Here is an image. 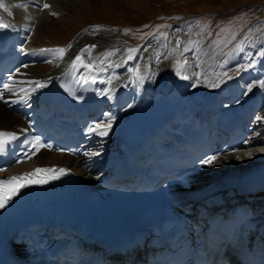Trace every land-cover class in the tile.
<instances>
[{"label":"bare ground","instance_id":"6f19581e","mask_svg":"<svg viewBox=\"0 0 264 264\" xmlns=\"http://www.w3.org/2000/svg\"><path fill=\"white\" fill-rule=\"evenodd\" d=\"M62 2L63 0H0V3L4 5L3 8H0V19L6 25H10L17 37L25 40L29 50L27 54L28 62L14 75L11 84L14 91L7 92L4 98L8 103L0 100V129L11 130L25 126L24 115L27 112L30 113L44 97H47L48 92L51 90V78L69 67L71 61L81 49L89 45L97 46L96 41L88 39L87 42L85 38L78 44H74L67 57L62 60L61 65L49 75L38 77L30 73L31 69H37L36 67L41 64V61L47 60L48 55L49 57L53 56V54L41 53L40 49H34L33 43L38 34V25L44 22L48 13H53L59 9ZM44 4H48L50 7L44 9ZM17 5H24V7H17ZM9 12H11V15H9ZM112 43L115 42L108 41L102 47L96 49L95 52L91 51L90 54L85 55L84 63L95 65L94 70L90 71L79 64L75 67L80 78H95L98 113L104 120L102 125L107 122L109 115L112 117L111 130L108 131L106 136L99 135V129L92 134L93 139L100 137L107 139V143L101 144L99 148L96 146L91 147L86 153L89 156L83 158L43 151L34 161L22 165L24 170L45 163H58L66 164L84 176L91 177L90 171H86L85 167L96 170L108 166L110 161H113V154L119 149L117 140L132 125L139 111L145 107V97L155 92L171 93L178 91L180 94L186 95L198 112L213 121L220 129L235 121L245 122L252 128L254 122L257 121L260 115L258 111L262 102V91L264 90L261 86V82H264V58L258 60L256 57L253 59L251 63H248L249 67L246 70L242 62L231 61V66L225 68L224 72L217 71L214 75L209 76L201 74V79L191 81V75L197 74L196 71L194 72L195 65L192 62V56L194 57L196 54L195 51H190L192 54L189 55L186 54L188 51H184L182 45L179 46L178 51L170 48L168 52H162V55L165 56L163 62L157 63L156 55L159 51V45L153 42L143 50L134 62L129 63L127 67H124V65L123 69V67L119 68L117 66L118 54L116 50L112 49V45H115ZM108 52L114 54L105 58V54ZM178 59L188 62L187 65L183 66V72L189 76V79H181L177 75L176 62ZM234 63L236 69L233 70ZM238 69L239 71H237ZM225 72L232 78L224 77L223 73ZM137 76L143 77L142 82L137 81ZM119 77H123L122 80L116 81ZM221 79L224 82L220 83L219 87L211 86L213 81L218 82ZM33 80L44 82L47 86L36 89L34 85L24 83ZM250 87L251 91H248ZM21 88L31 90L30 98L25 97L24 93L20 92ZM18 92L20 95L16 94ZM24 99H27V103L23 102ZM107 110L108 113H106ZM109 138L110 140H108ZM257 153L260 154V152ZM237 156L240 157L239 160L236 159ZM244 157L245 153L243 152H233L217 156L216 162L228 169L238 166L244 160ZM213 175L215 177L223 176L219 172H214Z\"/></svg>","mask_w":264,"mask_h":264},{"label":"rangeland","instance_id":"374dc122","mask_svg":"<svg viewBox=\"0 0 264 264\" xmlns=\"http://www.w3.org/2000/svg\"><path fill=\"white\" fill-rule=\"evenodd\" d=\"M53 13H48L44 22L38 25V34L33 43L35 47H39L38 49L68 48L69 45L74 47V44L86 38L87 42L88 39L96 41L97 46L93 50L95 52L108 41H113L115 43L112 44L115 45H112V49L118 54L119 68L124 65L127 67L129 63L134 62L153 42L159 45L156 62H163L165 56L162 52H168L170 48H174V51L179 50L176 44L179 38L183 48L191 47L190 51L196 52V56H192V62L195 65L194 72L199 75H191V81L201 79L202 75L209 76L217 71L224 72L225 68L231 66V61L248 65L256 57L258 60L264 58V0H81L77 2L63 0L59 9ZM197 20L200 22L199 25L194 23ZM97 27L100 30L93 31ZM157 29H159L157 34L143 41ZM221 29L229 31L221 32ZM164 36L167 39H164ZM233 36L235 39H232ZM189 40L193 41V45H188ZM141 41L143 43H140ZM217 41L231 42L217 45ZM237 44L243 45L244 52L237 51ZM128 49H138L131 53L134 57L131 60L127 59ZM190 51H186V54L191 55ZM47 57L52 63H48L49 60L43 61L36 67L37 69H31L30 73L45 77L62 63L58 54ZM245 62L247 64H244ZM232 67L233 70L236 69L235 63ZM122 78L119 77L116 81H121ZM200 93L202 94L201 91ZM262 93L264 94V90ZM262 96L261 113L258 111L260 115L253 133L254 144L243 151V153L251 152V157L245 155L238 166L228 169L218 162L215 163L211 167L214 170L212 175L208 173L203 178L205 183L227 177L228 172L240 170L243 165L264 162V153L258 154L255 151L256 148L264 147V97ZM101 142V144L107 143L105 140ZM214 172H219L223 176L215 177Z\"/></svg>","mask_w":264,"mask_h":264},{"label":"snow or ice","instance_id":"6c2138e0","mask_svg":"<svg viewBox=\"0 0 264 264\" xmlns=\"http://www.w3.org/2000/svg\"><path fill=\"white\" fill-rule=\"evenodd\" d=\"M4 5L2 3H0V8H3ZM17 7H24V5H17ZM50 6L48 4H44L43 8L47 9ZM9 15H11V12H9ZM53 15H55V13H53ZM195 24L199 25V21H195ZM10 27V25H6L4 24L2 21H0V29L3 28H7ZM100 29L94 28L93 31H99ZM157 31H159V29H157ZM229 31L228 29H221V32H226ZM164 39H167L166 36L163 37ZM232 39H235V36L232 37ZM231 41H217V45H220L221 43H230ZM181 41L177 40L176 44L177 47L179 48V46L181 45ZM188 45L191 46L193 45V41L189 40L188 41ZM71 45L68 46V48H54V49H40L39 51L41 53H49V54H58V58L60 60L64 59V56L66 55V53L71 49ZM95 45H89L83 49H81V51L75 55V58L71 61L72 67L75 68L77 66V64H79L81 67L84 68H88L90 71L94 70L95 65L91 64V63H84V57L86 54H90L91 51H93L95 49ZM236 49L239 52H244V47L242 44H237L236 45ZM191 47H185L184 51H190ZM23 51V49H22ZM138 51V49H128L129 55L127 57V59L131 60L134 57L131 55V53ZM114 53L113 52H108L105 54V58L112 56ZM48 63H52L51 60L48 61ZM187 61L186 60H177L176 62V73L178 76H180L181 79H189V76L184 74L183 72V66L187 65ZM198 67V65H197ZM245 68V70L249 67V65H244L243 66ZM239 71V69L237 70ZM199 75V74H197ZM224 77H227L228 79H231V76H228V73L225 72L223 73ZM83 80L84 83H88L89 81L87 80V78H81ZM143 77L137 76V81L138 82H142ZM95 78H93L91 80V83H95ZM224 82L222 79L217 81H213L211 86L212 87H219L220 83ZM24 83L26 84H30V85H34L36 89H40V88H44L46 87V83L41 82L39 80H33V81H25ZM110 83V82H109ZM261 86H264V82H261ZM3 88L5 91L8 92H13L14 89L11 87V85L9 84H4ZM248 91H251V87L248 89ZM20 92L24 93L25 97H29L31 96L32 92L30 89H26V88H21ZM17 95H20V93H16ZM0 100H4V96L3 93L0 92ZM5 103H8L7 100H4ZM24 103H27V99H24L23 101ZM259 119V118H258ZM111 122H112V117L109 115L107 118V122L103 125H96L92 131L93 132H97V130L99 129L98 134L101 136H106L108 134V131L111 130ZM17 138L16 133L11 132V131H3L0 130V153H3L7 146L14 141ZM32 147L34 149L39 150V148H43L45 147V145L40 144L39 141L33 142L32 143ZM256 152H260V153H264V147L261 148H256L255 149ZM246 156L251 157L252 153L251 152H247L245 153ZM25 158L26 159H31V154L26 153L25 154ZM236 159H240L239 156L236 157ZM217 157H208L204 163L207 165H212L216 162ZM56 172H59L60 174H66L67 170L63 169V168H58V169H52V168H36L34 169L32 172L30 173H26L23 176H12L8 179H4V180H0V208L5 207L6 203L8 201H10L12 199L13 196L17 195L20 191L21 188L27 187L30 184H38V183H47L48 179H47V174L52 173V178L53 179H58L59 177L55 175Z\"/></svg>","mask_w":264,"mask_h":264}]
</instances>
